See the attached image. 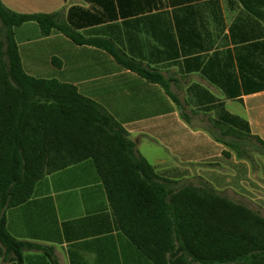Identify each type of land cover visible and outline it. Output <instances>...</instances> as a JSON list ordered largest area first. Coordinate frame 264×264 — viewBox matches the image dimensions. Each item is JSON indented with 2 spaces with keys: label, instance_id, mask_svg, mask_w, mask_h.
I'll list each match as a JSON object with an SVG mask.
<instances>
[{
  "label": "crops",
  "instance_id": "1",
  "mask_svg": "<svg viewBox=\"0 0 264 264\" xmlns=\"http://www.w3.org/2000/svg\"><path fill=\"white\" fill-rule=\"evenodd\" d=\"M0 2L18 14L58 13L82 38L158 71L177 102L102 48L58 31L42 37L32 22L14 29L25 73L95 102L169 190L206 184L264 217V17L239 0ZM4 215L14 239L41 249H23L20 263L0 253V264H153L119 230L90 160L44 176Z\"/></svg>",
  "mask_w": 264,
  "mask_h": 264
},
{
  "label": "trees",
  "instance_id": "2",
  "mask_svg": "<svg viewBox=\"0 0 264 264\" xmlns=\"http://www.w3.org/2000/svg\"><path fill=\"white\" fill-rule=\"evenodd\" d=\"M239 2L264 17V0ZM58 18V13L18 14L0 2V253H12L20 263L23 249H41L8 233L4 211L27 202L44 176L90 160L119 230L153 264H264V217L206 184L169 190L170 182L157 176L95 102L71 84L25 73L14 29L32 22L42 37L58 31L77 45L106 50L122 68L159 85L177 102L158 71L106 43L82 38Z\"/></svg>",
  "mask_w": 264,
  "mask_h": 264
},
{
  "label": "rangeland",
  "instance_id": "3",
  "mask_svg": "<svg viewBox=\"0 0 264 264\" xmlns=\"http://www.w3.org/2000/svg\"><path fill=\"white\" fill-rule=\"evenodd\" d=\"M0 38L4 39V26L0 22ZM252 142H246V147H245V153L249 155V153H252ZM239 147L241 148V143L239 144Z\"/></svg>",
  "mask_w": 264,
  "mask_h": 264
}]
</instances>
